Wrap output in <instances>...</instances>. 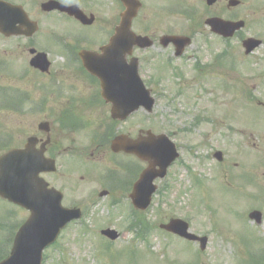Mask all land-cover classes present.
Instances as JSON below:
<instances>
[{
    "label": "rangeland",
    "instance_id": "374dc122",
    "mask_svg": "<svg viewBox=\"0 0 264 264\" xmlns=\"http://www.w3.org/2000/svg\"><path fill=\"white\" fill-rule=\"evenodd\" d=\"M254 4L260 12L244 18L253 28L250 35L259 34L264 41V23H260L264 0ZM197 24L201 26L197 29V58L203 65L209 64V68L194 72L180 63L181 79L143 78L145 84L153 87L155 96L149 126L154 133L173 134L181 160L172 166L168 179L159 184L151 206L136 214L137 219L146 217L151 225L147 229L137 228L141 234L135 236V231L127 227L135 215L127 194L115 192L113 200L117 204L112 206L109 197H99L84 209L82 220L63 229L57 246L43 251L42 264H195L196 251L201 253L197 264H240L249 251H256L264 242V163L259 160L264 158V109L248 101L247 94L253 90L254 97L264 102V44L246 57L239 39L234 37L225 44L206 30L204 17L197 19ZM247 28L242 30L245 36ZM41 33L44 31L37 35ZM227 47L235 58L233 70H226L228 66L224 69V60L220 66L211 63L213 56ZM10 62L17 73L23 69L21 58ZM178 87L183 88V95H175ZM145 114L139 111L138 116ZM95 117L100 121L103 116ZM228 124L232 127H226ZM215 150L222 152V163L212 157ZM243 173L248 174L245 181L240 177ZM78 175L79 172L73 174L71 179L78 181L75 191L64 188L62 204L66 206L75 198L82 209L86 206L85 198L89 200L90 185L96 183L91 182L90 175L82 181ZM71 180H67L68 185ZM61 182L58 180L56 185ZM203 203L208 205L206 209ZM3 205L0 200V256L9 250L7 240L12 226L27 216L21 210L9 216ZM252 208L262 213L259 225L247 219ZM168 218L186 219L191 232L207 235L205 250L201 252L198 244L160 230L158 225ZM109 227L119 233L113 242L100 234V230Z\"/></svg>",
    "mask_w": 264,
    "mask_h": 264
},
{
    "label": "flooded vegetation",
    "instance_id": "af4514ba",
    "mask_svg": "<svg viewBox=\"0 0 264 264\" xmlns=\"http://www.w3.org/2000/svg\"><path fill=\"white\" fill-rule=\"evenodd\" d=\"M230 1L134 0L136 14L130 30L139 39L125 60L136 61L141 78L177 74L178 62L171 69L175 61L190 63L187 66L195 70L196 36L201 28L197 19L230 18L236 13L241 18L255 17L260 12L254 1L259 4L261 0ZM48 2L45 7L50 9L43 10ZM124 10V0H0V25H5L0 27V155L23 149L30 139L36 158L48 159L56 167L53 172L38 173L48 187L61 184L74 190L78 186L67 185V180L79 172L81 181L90 175L92 183L109 185L103 190L109 194L114 183L128 187L141 170L143 163L135 156L111 152L110 143L120 133L136 137L144 124L134 113L123 122L108 118L110 105L102 99L100 81L83 67L78 54L82 49L100 52L108 45ZM22 13L35 23L32 35L19 34L30 30L25 19L21 20ZM3 30L17 34L6 35ZM41 31L40 40L41 34H37ZM179 35L188 36L191 44L177 56L181 48L171 41L164 43V38ZM121 42L117 38L115 54L119 58ZM5 44L8 46L2 48ZM39 51L50 62L48 73L29 64ZM14 58L23 60V76L12 74L10 61ZM95 115L103 117L98 121ZM97 127L103 129L98 134ZM58 180L62 182L56 185Z\"/></svg>",
    "mask_w": 264,
    "mask_h": 264
},
{
    "label": "water",
    "instance_id": "95a60500",
    "mask_svg": "<svg viewBox=\"0 0 264 264\" xmlns=\"http://www.w3.org/2000/svg\"><path fill=\"white\" fill-rule=\"evenodd\" d=\"M122 17L126 18L127 16L126 14H124ZM208 23L211 25L214 31H218V33H221L223 35L231 33L232 31L228 32L229 29L232 30L234 27L240 26V24H235L232 25V27H226L229 25L221 22L218 23L217 21H208ZM0 27L2 29L4 27V24H1ZM31 32L32 30L26 32V34L28 35ZM122 33L125 34V31ZM253 42L254 41L252 40H247L244 42V44L245 46L251 45L250 48H252L254 46ZM32 63L41 70L46 69L48 65L47 61L45 60L44 54L37 55L32 60ZM137 89L138 90L136 96L131 99L122 97V101L126 102L129 108L136 107L140 103H143L145 107L149 109L152 105V100L147 98L146 92L141 91V86L139 83H137ZM114 105L113 107L115 109ZM128 112L129 111H127L126 109H119L118 111L115 109V112H113V116L123 117ZM112 149L114 151L120 149L131 151L136 153L142 159H147L149 162L148 170L152 171L153 167L155 165H158L160 167V171L153 172L154 174L149 176L151 178L156 175L162 176L163 170L165 169L166 165L176 156V154L173 153V148L169 146V143L163 137H160V140L156 141L155 139H152L150 141V144L147 143V145L145 146L139 145L137 147L133 144L130 145V142L127 139L123 137H117L114 141ZM215 155L218 159H221L220 152L215 153ZM144 174L147 173L145 172ZM151 178L146 182L145 177L142 184H140L139 182L135 184L133 193L131 195V199L135 207L144 209L149 203L150 194L154 190V187L150 184ZM18 190L20 191V193H22L21 198H17L14 194H12L13 196L10 195V197L21 205L29 208L32 216H34V212L36 210L34 202L36 201V196L38 195V193L44 192V186L41 188L35 175H32L30 176V178H26L25 180H23ZM60 199V194L54 196L52 201V208L50 209L51 214L49 213L48 218L42 220L41 225L28 232H26L28 227H25L21 232L18 233V236L14 240L10 257L2 261L0 264H40L41 250L43 249V247L54 240L59 229L63 227L67 221L79 217V213L77 210H62L59 205ZM42 210L45 211V208H42ZM250 217L256 218L257 222H259V214L251 213ZM27 225L28 224H26L25 226ZM161 227L167 231H172L189 240H197V237L187 233V224L179 219H172L168 222V224L161 225ZM102 233L107 234L111 239H114L116 237V234L113 231L106 230L102 231ZM203 245L204 244L202 243V246ZM26 250H28L29 252H26Z\"/></svg>",
    "mask_w": 264,
    "mask_h": 264
}]
</instances>
